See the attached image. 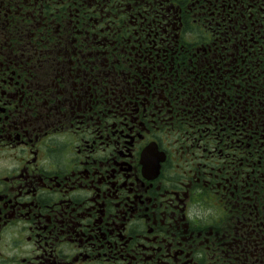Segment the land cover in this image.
<instances>
[{
  "label": "flooded vegetation",
  "instance_id": "obj_1",
  "mask_svg": "<svg viewBox=\"0 0 264 264\" xmlns=\"http://www.w3.org/2000/svg\"><path fill=\"white\" fill-rule=\"evenodd\" d=\"M0 264H264V0H0Z\"/></svg>",
  "mask_w": 264,
  "mask_h": 264
}]
</instances>
